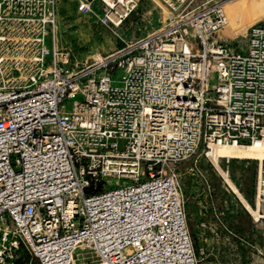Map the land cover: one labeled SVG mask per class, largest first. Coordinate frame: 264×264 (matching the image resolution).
Segmentation results:
<instances>
[{"label": "built area", "instance_id": "2783aa9c", "mask_svg": "<svg viewBox=\"0 0 264 264\" xmlns=\"http://www.w3.org/2000/svg\"><path fill=\"white\" fill-rule=\"evenodd\" d=\"M56 1L41 32L0 0V241L36 264H199L175 166L264 138V21L242 51L215 40L211 7L85 55L63 46Z\"/></svg>", "mask_w": 264, "mask_h": 264}, {"label": "rangeland", "instance_id": "374dc122", "mask_svg": "<svg viewBox=\"0 0 264 264\" xmlns=\"http://www.w3.org/2000/svg\"><path fill=\"white\" fill-rule=\"evenodd\" d=\"M8 1L12 8L6 13H10L11 17L23 12L31 17L36 14L42 20L41 32L49 29L47 19L52 13L50 0ZM120 1L110 0L116 7L112 8V23L105 25V10L111 6L101 0H94L89 12L79 10V0H57L55 17L63 46L73 47L85 55L107 54L125 45V42L141 40L167 30L173 18L179 20L211 7L222 6L226 11L227 6L243 4L244 18L232 24L226 11L228 22L225 29L229 30V36L224 34L223 29L216 38L242 51L246 47L243 41L245 31L264 21V12L260 10L262 0H133L132 4H128L132 0ZM17 3L20 5L16 6ZM165 9L169 15L165 14ZM8 26L16 30L18 22L11 21ZM36 50L37 46H31L26 56H32ZM3 54L5 52L0 57ZM5 72L1 70L0 77ZM26 73L33 71L27 70ZM205 154L200 152L175 166L199 264H264V202L258 216L251 214L241 197ZM221 166L248 203L257 209L258 195L264 201V178L262 185L259 178L260 162L232 159L223 160ZM6 230L3 226L0 238ZM10 241V237L7 242L0 241V252L4 251L3 257L13 258L4 262L0 258V264H18L26 254H30L21 247L16 256L9 251ZM28 264H36V261L31 258Z\"/></svg>", "mask_w": 264, "mask_h": 264}, {"label": "bare ground", "instance_id": "6f19581e", "mask_svg": "<svg viewBox=\"0 0 264 264\" xmlns=\"http://www.w3.org/2000/svg\"><path fill=\"white\" fill-rule=\"evenodd\" d=\"M109 5L111 8H115L116 6L114 5L113 2L108 1ZM122 3V1H120ZM231 3V2H230ZM243 4H237L235 6H227L226 11H228V16L230 20L232 21V24H237L239 23L243 18L245 14V9H243ZM226 17V25L228 22V16L226 14V11L223 9V7H220ZM164 10V9H163ZM262 12H264V0H262V7L260 9ZM165 14L167 15V10L165 9ZM169 15V14H168ZM225 27L223 29H225ZM223 29H221L219 32H221ZM218 32V33H219ZM217 33V35H218ZM224 34L226 36H229V30L225 29ZM216 40V39H215ZM218 41V40H217ZM166 48L170 49L172 48L169 44H166ZM206 157L208 160H210L214 166L217 168V170L224 176L225 180L229 185L232 187L235 193H237L246 209L253 215L258 216L259 211H260V206L261 203L264 202L261 200L260 195L257 197V203L258 207L257 209H254L248 201L243 197V195L238 191L237 187L235 184L232 182L230 179V176L228 172H226L222 166L221 162L223 160H253V161H264V138L256 140L254 143L251 144H214L212 145L207 151H206ZM260 184L262 185V179L260 180ZM261 193V189H259V194Z\"/></svg>", "mask_w": 264, "mask_h": 264}, {"label": "trees", "instance_id": "16d2710c", "mask_svg": "<svg viewBox=\"0 0 264 264\" xmlns=\"http://www.w3.org/2000/svg\"><path fill=\"white\" fill-rule=\"evenodd\" d=\"M122 46V45H121ZM23 248V247H22ZM32 256L30 254H26L23 260L18 261V264H28L31 260Z\"/></svg>", "mask_w": 264, "mask_h": 264}]
</instances>
